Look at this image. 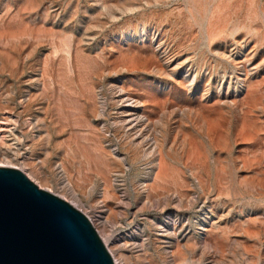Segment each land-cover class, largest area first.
<instances>
[{"label": "rangeland", "instance_id": "obj_1", "mask_svg": "<svg viewBox=\"0 0 264 264\" xmlns=\"http://www.w3.org/2000/svg\"><path fill=\"white\" fill-rule=\"evenodd\" d=\"M0 167L115 263L264 264V0H0Z\"/></svg>", "mask_w": 264, "mask_h": 264}, {"label": "water", "instance_id": "obj_2", "mask_svg": "<svg viewBox=\"0 0 264 264\" xmlns=\"http://www.w3.org/2000/svg\"><path fill=\"white\" fill-rule=\"evenodd\" d=\"M0 264H116L90 219L0 167Z\"/></svg>", "mask_w": 264, "mask_h": 264}, {"label": "bare ground", "instance_id": "obj_3", "mask_svg": "<svg viewBox=\"0 0 264 264\" xmlns=\"http://www.w3.org/2000/svg\"><path fill=\"white\" fill-rule=\"evenodd\" d=\"M129 114V113H128ZM128 117H129V119L127 120H123L126 124H128V123H130V121L131 122H135L136 120H140V116L139 115H137L136 114V112L135 113H130L129 115H128ZM130 120V121H129ZM137 121V122H138ZM123 122V123H124ZM131 124H133V123H131ZM131 124H129V125H131ZM125 125V124H124ZM126 127H128V126H126ZM130 128V127H129ZM133 128V127H132ZM136 128V127H135ZM131 129V128H130ZM137 129V128H136ZM133 133V132H132ZM132 135V134H131ZM137 135H138V133H137ZM137 137V136H136ZM146 143H147V141H146ZM148 146H149V144H147ZM154 146V145H153ZM154 147H156V146H154ZM150 148H152V147H150ZM149 148V149H150ZM151 150V149H150ZM3 162V161H2ZM10 163V162H9ZM1 165H3V163L1 164ZM8 167H10V166H8ZM40 187L41 188H43L41 185H40ZM46 190V189H45ZM48 192H50V191H48ZM72 206H74L75 208H77L78 210H80V208H79V206L76 204V203H74V202H69ZM90 221L93 223L94 222V219H92V218H90ZM94 224V223H93ZM95 225V224H94ZM96 227V226H95ZM98 233H100V231H98ZM102 240H103V242L105 243V245H108V240H107V238L106 237H104V236H102ZM178 248V247H177ZM175 253V255H176V252H174ZM181 254V251H180V249L178 248L177 249V254ZM116 264H120L118 261H116Z\"/></svg>", "mask_w": 264, "mask_h": 264}]
</instances>
